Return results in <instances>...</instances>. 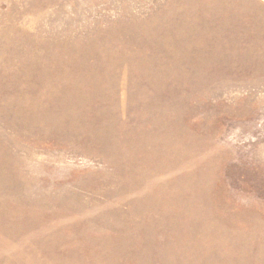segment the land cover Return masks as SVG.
Returning <instances> with one entry per match:
<instances>
[{"label": "rangeland", "instance_id": "374dc122", "mask_svg": "<svg viewBox=\"0 0 264 264\" xmlns=\"http://www.w3.org/2000/svg\"><path fill=\"white\" fill-rule=\"evenodd\" d=\"M0 264H264V0H0Z\"/></svg>", "mask_w": 264, "mask_h": 264}]
</instances>
